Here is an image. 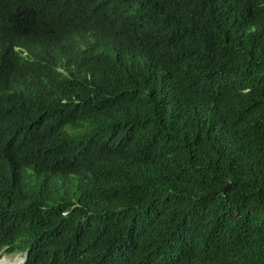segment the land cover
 <instances>
[{
  "label": "trees",
  "instance_id": "obj_1",
  "mask_svg": "<svg viewBox=\"0 0 264 264\" xmlns=\"http://www.w3.org/2000/svg\"><path fill=\"white\" fill-rule=\"evenodd\" d=\"M264 264V0H0V254Z\"/></svg>",
  "mask_w": 264,
  "mask_h": 264
},
{
  "label": "rangeland",
  "instance_id": "obj_2",
  "mask_svg": "<svg viewBox=\"0 0 264 264\" xmlns=\"http://www.w3.org/2000/svg\"><path fill=\"white\" fill-rule=\"evenodd\" d=\"M26 255L23 253L17 254H0V264H22L25 260Z\"/></svg>",
  "mask_w": 264,
  "mask_h": 264
},
{
  "label": "clouds",
  "instance_id": "obj_3",
  "mask_svg": "<svg viewBox=\"0 0 264 264\" xmlns=\"http://www.w3.org/2000/svg\"><path fill=\"white\" fill-rule=\"evenodd\" d=\"M5 254H7V253H5ZM23 254H25L26 255V253H23ZM9 255H12V254H9ZM26 258V257H25ZM23 264V263H22Z\"/></svg>",
  "mask_w": 264,
  "mask_h": 264
}]
</instances>
